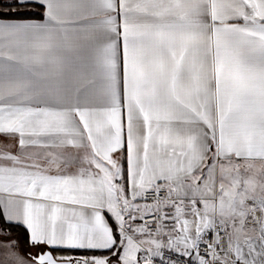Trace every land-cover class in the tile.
Returning a JSON list of instances; mask_svg holds the SVG:
<instances>
[{
  "label": "snow or ice",
  "instance_id": "snow-or-ice-1",
  "mask_svg": "<svg viewBox=\"0 0 264 264\" xmlns=\"http://www.w3.org/2000/svg\"><path fill=\"white\" fill-rule=\"evenodd\" d=\"M0 264H264V0H0Z\"/></svg>",
  "mask_w": 264,
  "mask_h": 264
}]
</instances>
